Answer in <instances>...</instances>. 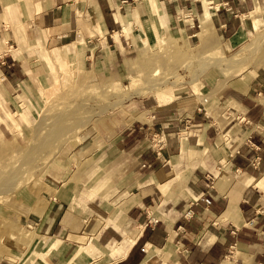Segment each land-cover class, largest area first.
Here are the masks:
<instances>
[{"label":"crops","instance_id":"obj_1","mask_svg":"<svg viewBox=\"0 0 264 264\" xmlns=\"http://www.w3.org/2000/svg\"><path fill=\"white\" fill-rule=\"evenodd\" d=\"M263 20L264 0H7L0 96L18 95L45 44H84L85 66L118 71L165 29L202 52L227 51ZM197 84L134 99L145 115L110 140L74 142V179L58 164L41 176L39 202L24 215L43 237L31 264H264V65L224 86L205 75ZM153 131L166 137L159 153L147 142ZM208 172L205 209L196 198Z\"/></svg>","mask_w":264,"mask_h":264},{"label":"rangeland","instance_id":"obj_2","mask_svg":"<svg viewBox=\"0 0 264 264\" xmlns=\"http://www.w3.org/2000/svg\"><path fill=\"white\" fill-rule=\"evenodd\" d=\"M0 3L1 8L7 0ZM15 28L21 44L23 32ZM83 45L72 42L53 49L45 44L36 52L30 50L34 72L18 95L0 96L1 261L12 258L13 263L17 259L18 264H31L39 257L43 237L33 222H24V215L32 213L39 202V181L47 170L64 165L71 178L77 177L81 158L73 152L74 142L91 137L103 143L121 127L143 117L134 103L136 98L163 97L190 87L198 90L204 75L211 84L224 86L263 66L264 20L256 23L243 45L227 51L217 47L202 52L179 31L165 29L144 43L127 67L118 71L109 63L85 66ZM2 52L0 44V55ZM147 142L152 144L150 136ZM92 174L84 185L81 179L85 188L96 182V166ZM54 239L45 241L48 244Z\"/></svg>","mask_w":264,"mask_h":264},{"label":"built area","instance_id":"obj_3","mask_svg":"<svg viewBox=\"0 0 264 264\" xmlns=\"http://www.w3.org/2000/svg\"><path fill=\"white\" fill-rule=\"evenodd\" d=\"M150 140L152 143L151 144L152 147L157 151V153H159L160 150H162V148H164L166 145V137L162 131H153L150 135ZM247 142L251 143V140L248 138ZM206 178H207L206 189L202 191L196 198L197 200L199 199L203 201L205 209L212 202L210 190L214 186L213 185V174L210 172L206 173ZM193 214H194V210L192 209V207H189L183 212L182 216L185 218H189Z\"/></svg>","mask_w":264,"mask_h":264},{"label":"bare ground","instance_id":"obj_4","mask_svg":"<svg viewBox=\"0 0 264 264\" xmlns=\"http://www.w3.org/2000/svg\"><path fill=\"white\" fill-rule=\"evenodd\" d=\"M79 257V256H78ZM78 257L77 258H72L68 263H66V264H78L77 262H78ZM1 258H3V257H1ZM0 258V259H1ZM12 259V258H11ZM10 259V260H11ZM12 261V260H11ZM18 262H19V260H17V259H14V263L15 264H18Z\"/></svg>","mask_w":264,"mask_h":264}]
</instances>
